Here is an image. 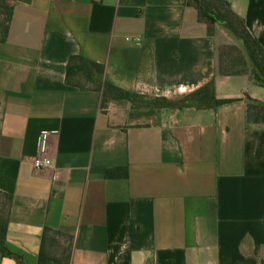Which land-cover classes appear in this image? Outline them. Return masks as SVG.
Returning <instances> with one entry per match:
<instances>
[{
  "label": "crops",
  "instance_id": "0c3cea01",
  "mask_svg": "<svg viewBox=\"0 0 264 264\" xmlns=\"http://www.w3.org/2000/svg\"><path fill=\"white\" fill-rule=\"evenodd\" d=\"M5 1L7 247L37 264L48 227L73 241L70 264H264V122L248 113L264 105V87L219 74V45L242 42L222 26L210 36L176 0ZM229 1L264 46V0ZM72 55L103 64V81L131 95L179 101L213 81L216 97L231 101L103 107L101 90L67 82ZM43 133L53 166L37 170ZM0 264L17 262L0 255Z\"/></svg>",
  "mask_w": 264,
  "mask_h": 264
},
{
  "label": "trees",
  "instance_id": "16d2710c",
  "mask_svg": "<svg viewBox=\"0 0 264 264\" xmlns=\"http://www.w3.org/2000/svg\"><path fill=\"white\" fill-rule=\"evenodd\" d=\"M150 3L166 4L172 0H148ZM187 6L194 7L200 22L207 26L208 34L215 36L219 26L227 29L242 42L219 45V74L223 76L245 75L255 84L264 87V46L248 28L245 19L233 8L229 0H177ZM11 7L5 0H0V13H4V21L0 22V40H5ZM105 66L85 58L83 55H72L69 59L66 80L70 85L79 88H94L103 92V107L112 99L127 98L139 106H188L194 103L200 108L228 103L231 99H218L214 82L211 81L200 89L186 95L179 101H171L165 97L147 98L135 93L133 95L119 87L103 81ZM249 118L264 122V105L252 103L248 109ZM107 176L112 178L127 177L128 170L111 169ZM12 196L0 191V255L16 260L17 264H27L25 259L12 252L6 245ZM62 233L45 228L39 260L37 264H70L72 240L59 241Z\"/></svg>",
  "mask_w": 264,
  "mask_h": 264
},
{
  "label": "built area",
  "instance_id": "2783aa9c",
  "mask_svg": "<svg viewBox=\"0 0 264 264\" xmlns=\"http://www.w3.org/2000/svg\"><path fill=\"white\" fill-rule=\"evenodd\" d=\"M47 138L48 133H43L38 141V150L34 158V168L37 170L53 166V159L47 155ZM55 171L60 172L62 169L55 168Z\"/></svg>",
  "mask_w": 264,
  "mask_h": 264
},
{
  "label": "rangeland",
  "instance_id": "374dc122",
  "mask_svg": "<svg viewBox=\"0 0 264 264\" xmlns=\"http://www.w3.org/2000/svg\"><path fill=\"white\" fill-rule=\"evenodd\" d=\"M177 1V0H176ZM230 44H233V43H230Z\"/></svg>",
  "mask_w": 264,
  "mask_h": 264
}]
</instances>
